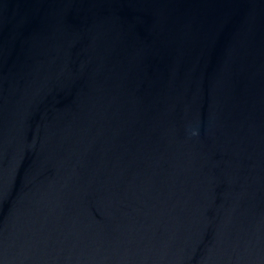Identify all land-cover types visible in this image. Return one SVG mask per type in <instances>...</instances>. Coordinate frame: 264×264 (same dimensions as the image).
Masks as SVG:
<instances>
[{"label": "water", "instance_id": "obj_1", "mask_svg": "<svg viewBox=\"0 0 264 264\" xmlns=\"http://www.w3.org/2000/svg\"><path fill=\"white\" fill-rule=\"evenodd\" d=\"M0 264H264V0H0Z\"/></svg>", "mask_w": 264, "mask_h": 264}]
</instances>
